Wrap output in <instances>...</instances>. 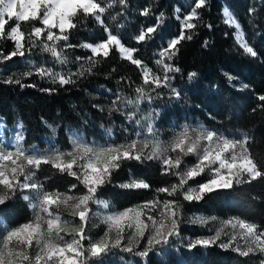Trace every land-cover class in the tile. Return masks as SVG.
I'll list each match as a JSON object with an SVG mask.
<instances>
[{"label": "snow or ice", "instance_id": "snow-or-ice-1", "mask_svg": "<svg viewBox=\"0 0 264 264\" xmlns=\"http://www.w3.org/2000/svg\"><path fill=\"white\" fill-rule=\"evenodd\" d=\"M117 5L121 10L113 13ZM207 6L208 0H191L187 14L176 15L180 21L179 35L156 53L155 65L159 71H153L143 60L136 58L139 49L125 46L122 38L113 34L105 23L107 15L116 23L117 30L123 27L119 20L127 9V0H0V41L8 40L14 44L7 54L0 49V70H4L6 62L15 57H31L34 50L52 62L49 67L47 62L38 65L32 59H26L24 72L12 73L0 82L21 88L36 87L23 83L24 79L35 75L59 87L74 85L79 79L93 75L96 65L101 59L108 58L114 49L122 60L135 65L142 75V84L135 88V98L116 94L108 108L109 115L122 112L120 105L132 109L125 115V120L135 127L122 143L98 144L72 133L69 150L53 146L41 151L35 145L25 147V136L19 130L11 142L0 138V205L19 194L32 210L29 221L15 227L5 226L0 233V264H106V258L117 253L131 254L146 262L153 252L173 248L178 252L181 247L191 251L213 245L230 249L241 257L259 256L260 264H264V225L241 217L220 220L215 216L193 214L187 221L184 218V202L198 203L215 191L264 178V163L253 157L247 146V135L236 138L202 124L185 123L173 131L170 139L163 140L156 126L158 113L138 117L143 102L151 103L162 97L159 89H168L170 99H180L181 92L172 83L174 74L180 69L172 61L179 43L193 39L192 32L198 27L194 21L202 20L200 10ZM175 11L180 13L179 8ZM249 12H255V8ZM140 14L148 16L151 9L144 8ZM222 15L224 23L235 29L234 39L243 52L256 57L257 52L246 41L241 24L227 6ZM89 18L103 28L106 37L97 43L72 44V32L86 27ZM164 22L165 16L161 12L152 26L141 28L133 37L134 41L152 40ZM22 25H26L28 31L22 30ZM204 26L212 27L211 24ZM77 47L90 50L91 54L70 60L68 50ZM70 63L78 65L76 71L63 70ZM196 75L195 72L189 73L188 80H193ZM225 76L229 82L235 79L228 73ZM247 87L242 85V88ZM56 90L54 87L40 89L46 93ZM257 99L264 102V95ZM94 107L104 111L98 105ZM22 127V124L18 125V129ZM52 131L55 133L56 129ZM122 131L128 133L129 129L124 127ZM105 132L111 136L113 130L105 128ZM190 156L195 157L191 164L185 162V157ZM132 160L141 164L155 161L163 175L176 179L155 189L156 194L150 200L110 211V202L99 199L98 193L112 182L114 172ZM43 166L75 178L83 186V191L78 184H72L67 192L48 190L45 181L50 177L45 176L42 180L38 176ZM202 176L207 179L196 182V178ZM119 187L150 189L151 185L130 176ZM74 189L79 194H74ZM92 205L96 206L95 211ZM63 213L71 219H65ZM93 219L105 226L98 239H93L86 230ZM185 222L207 228L209 235L183 237L181 226ZM120 259L123 260L124 256L121 255Z\"/></svg>", "mask_w": 264, "mask_h": 264}, {"label": "trees", "instance_id": "trees-1", "mask_svg": "<svg viewBox=\"0 0 264 264\" xmlns=\"http://www.w3.org/2000/svg\"><path fill=\"white\" fill-rule=\"evenodd\" d=\"M191 0H127V9L120 18L123 25L119 30L116 23L108 16L105 23L113 34L122 38L127 47L138 48L136 58L143 60L153 71H159L155 65L156 53L167 47V42L179 35L181 17L190 10ZM225 6L239 21L248 44L257 52L256 57L246 55L236 43L234 28L224 23L222 15ZM144 8H150L151 14L141 15ZM180 13H176V9ZM255 8V12H249ZM117 5L113 13L119 11ZM164 13L165 22L158 29L152 40L137 43L133 37L141 28L152 26L156 16ZM202 17L198 27L193 30V39L179 43L178 52L172 63L180 69L175 73L173 85L180 90L179 100L170 99L168 89H159L162 97L141 104L139 116L158 113L156 126L161 133V139L168 140L173 131L182 124H202L226 133L247 135L248 148L253 157L264 163V107L257 97L264 95V0H208V6L200 10ZM211 24L209 29L204 26ZM86 27L74 30L70 42L97 43L106 37L103 28L91 18ZM22 30L28 31L26 25ZM207 42V46H205ZM14 47L13 42L0 41V49L5 54ZM69 59L76 56L87 57L90 50L83 48L69 49ZM26 59L34 63L47 62L50 59L34 50L31 57H15L6 62L4 70H0V80L12 73H22L26 70ZM76 63L68 64L64 71H76ZM59 70V66H57ZM115 69V71H113ZM195 72L193 80H188V74ZM228 73L235 79L229 82L225 76ZM121 77L125 78L121 80ZM119 81V82H118ZM25 84H35L36 87L21 88L15 84L0 82V122L5 130L12 129L16 124H22L25 131V145H42L43 138L50 134L47 124L56 127V144L62 149H70L69 130L79 131L86 139H96L101 142L122 143L131 134L133 124L125 120L130 107L120 105L122 112L108 113L111 102L116 94L135 98V88L142 84V75L135 65L122 60L115 49L106 59H101L94 69L93 75H87L74 85L59 87L50 84L46 79L33 75L23 80ZM241 84V87L238 85ZM246 84L247 88H242ZM54 87L52 93L40 91L42 88ZM155 96V93H153ZM98 105L104 109L100 111ZM1 125V123H0ZM103 125V127H102ZM128 127L129 132L122 129ZM105 128H112L111 136ZM195 157H185L186 163H193ZM40 179L50 177L45 186L50 191L67 192L72 184H78L75 178L61 175L49 166H43L38 173ZM130 176L147 181L150 189H124L120 184L129 180ZM175 177L163 175L160 165L155 161L138 163L135 160L125 162L119 170L113 173L112 182L106 184L98 193V198L110 202V209H124L141 204L154 197L155 189L175 181ZM207 176L196 178V182H204ZM189 183H193L190 181ZM80 191L83 186L78 184ZM74 194H79L75 189ZM194 213L213 215L220 218L241 217L251 222L264 225V178H258L251 183L235 186L228 190H218L205 196L196 203L184 202L185 221ZM64 218H71L63 213ZM32 218V210L23 199L16 198L0 205V230L2 226L15 227ZM182 236L195 238L208 233L207 228L185 222L181 226ZM179 247V244L176 245ZM124 259L121 260L120 256ZM261 257H241L236 252L222 249L218 245L207 248L197 247L191 251L186 248L165 249L161 253H150L146 262L131 254L117 253L106 258V264H260Z\"/></svg>", "mask_w": 264, "mask_h": 264}, {"label": "rangeland", "instance_id": "rangeland-1", "mask_svg": "<svg viewBox=\"0 0 264 264\" xmlns=\"http://www.w3.org/2000/svg\"><path fill=\"white\" fill-rule=\"evenodd\" d=\"M238 87H241V84H239L238 85ZM18 125H20V124H16L12 129H8V130H5V128H4V124L3 123H1V125H0V138H3L4 140H5V142H11L12 140H13V138H14V134H15V132L16 131H22L23 132V134L25 133V131H24V129L22 128V129H18ZM49 125L51 126V127H49ZM194 125H198V124H194ZM47 126H48V128H49V130H50V134L49 135H47L46 137H44L43 138V143H42V145H35V146H37V148H39L41 151H44L45 149H49V148H51V147H53V146H56V147H59L57 144H56V142H55V139H56V131H55V133L52 131V129L53 128H55L56 129V127L54 126V125H52V124H47ZM208 128H210V127H208ZM211 129H213V128H211ZM72 133H75V134H79V135H81V136H83L79 131H77V130H69L68 131V138H69V141H70V134H72ZM229 134H231V135H233V136H235L236 138H240L241 136H243V134H238V135H236L235 133H233V132H231V133H229ZM84 137V136H83ZM85 138V137H84ZM86 139V138H85ZM86 140H88V139H86ZM89 142H96V143H98V144H105V142H101V141H98V140H96V139H89L88 140ZM32 146V145H31ZM31 146H26L25 145V147H28V148H30ZM60 148V147H59ZM62 149V148H61ZM63 150H69V149H63ZM99 199H102V198H99ZM103 200H105V199H103ZM92 207H93V210L95 211L96 210V206L95 205H92ZM110 211H119V210H123V209H114V210H111V209H109ZM101 211H103V209H101ZM194 214H196V215H201V216H207V217H211V216H213V215H204V214H202V213H194ZM192 216V215H191ZM190 216V217H191ZM215 217H217V216H215ZM220 220H224V219H227V218H220V217H218ZM229 218V217H228ZM65 219H71V218H65ZM93 224H96L97 226L96 227H93L92 225ZM213 225H209V227H212ZM5 227V225L4 226H2V229L0 230V233H2L3 232V228ZM6 227H8V226H6ZM104 229H105V226L103 225V224H101V223H99V221L98 220H95V219H93L90 223H89V225H88V227H87V231H88V234L93 238V239H98L100 236H102L103 235V231H104ZM207 235H209V232L207 233V234H205V235H203V236H207ZM66 238H68V237H66Z\"/></svg>", "mask_w": 264, "mask_h": 264}]
</instances>
